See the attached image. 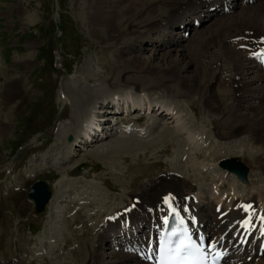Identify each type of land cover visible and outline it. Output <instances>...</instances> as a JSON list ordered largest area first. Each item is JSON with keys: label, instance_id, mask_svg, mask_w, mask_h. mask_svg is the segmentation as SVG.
Segmentation results:
<instances>
[{"label": "rangeland", "instance_id": "1", "mask_svg": "<svg viewBox=\"0 0 264 264\" xmlns=\"http://www.w3.org/2000/svg\"><path fill=\"white\" fill-rule=\"evenodd\" d=\"M263 1L255 3L262 4ZM119 5L120 0H0V119L8 123V129L0 131V264L79 262L77 261L79 252L76 250L78 242H74V235H79L83 229H90L93 226L96 218L94 216L100 210L99 207H106L105 211H101L103 214L100 212L102 215L98 221H101L107 213L109 214V207L124 205L123 203L128 200L127 193L130 189L127 187L130 179L125 181L122 176L124 169L133 164L139 154L141 155L143 146L136 149L115 148L113 152L103 156L95 155L93 152L95 149L107 148L103 146L104 143L115 138L117 127L123 128L121 123L113 126L112 122L125 116L124 113L112 115L106 112L112 109L109 104L106 107L104 104L103 108L99 109L98 107L102 106L101 102L117 91H132L130 84L122 83L121 76L116 84H111V74L104 71L113 66L120 69L119 61L124 57L122 49L125 52L128 48L122 47L119 42L118 45L115 38L109 39L103 22H99V19L107 18L109 12ZM240 9L237 7L231 12L219 14L209 20L205 18L186 38L182 36V31L177 30L178 26L164 30V34L168 32L167 35L170 34L173 38L182 37L175 50L170 51V55L174 58L179 55L176 49H182L187 44L190 46L197 37L194 32L197 31L201 37L218 21L215 19H229L232 14H239ZM191 20L192 17L189 19L190 24ZM135 24H132L133 28L139 25L138 22ZM162 34L155 31L150 40L132 41L131 44L138 55L150 57L151 50H155V45L162 38ZM126 38L125 36L122 39ZM186 53L183 60L185 62L191 60L194 63L191 62L190 67L182 73L184 77L192 72L196 65V57L191 50ZM163 54H166L165 49L162 52L156 50V63L164 64L167 61L168 55ZM251 63L249 61L248 65ZM122 73H125L122 75L126 78H135L139 74L136 70ZM12 78H17L18 92L8 100L3 93ZM143 85L145 86L142 83V87ZM150 95L154 99L166 100L163 101L165 104L170 100L178 102L179 110L177 108L175 110L179 111V121L175 119L172 123L170 121L164 125L165 116L148 118L143 122L145 125L148 124L147 126L152 123L150 120L157 121L153 128L149 126L145 130V133H149L148 136L161 126L173 130L180 123L187 126L176 129L182 132L181 140L189 141L190 137L195 136L190 142L192 150H188L186 145L185 154L181 157L177 158L174 155L175 146L170 148V153L160 156L157 150H151L142 160L145 164L157 161L160 163L157 172L168 170L172 166L181 168L175 170L176 176L189 185H194L196 197L202 203L210 198L215 202L219 201V196L232 193V186L237 189L238 196L244 193L249 184L256 183L254 186L257 188H264V178L258 175L259 164L247 158L256 151L251 147L249 136L241 135L239 139L220 144L219 156L212 162L202 158L196 160L193 152L199 150L208 156L217 143L210 124L211 114L204 112L194 94H190L189 98L198 111L199 118L196 119L184 99L173 98L159 90L150 91ZM92 108L101 111L100 116L93 119H96L94 121L97 124L99 122L106 124L103 129L107 137L94 144L83 145L85 148L78 142L74 154L70 153L72 143H66L67 138L72 135L77 139L78 131L91 114ZM135 115L137 114L131 116ZM162 122L163 125L160 124ZM148 136L145 134L139 138L147 143L151 138ZM166 138L168 139L166 141L171 143L176 141V138L173 140L170 136ZM156 142L148 144L153 145ZM159 146L158 143L157 147ZM68 153L69 155H66ZM187 156H192L193 159L189 157L190 159L186 161ZM223 157H234L247 166L245 183H239L234 176L233 179L231 174L222 171L219 160ZM191 159L194 161L193 164ZM66 169H72L73 176L66 175ZM145 172L151 173L150 169ZM192 172L198 173L200 177L193 180L187 175ZM145 179L141 180L139 184L141 186H138L136 191L143 189L147 181ZM38 180H43L49 185L52 197L54 196L56 200L52 203L54 205L48 203L47 209L40 213L35 212L33 202L27 196L28 188ZM220 182L221 188L218 194H215L213 185ZM98 192L101 196L103 194L107 196L101 198L103 204L100 205L94 203L98 202L96 200V197L99 198L96 195ZM122 199L123 202L120 203ZM77 212L91 214L93 219L92 217L74 219L73 217L78 215ZM87 237L91 238L92 235L89 234ZM100 244L97 246L98 251L106 253L110 251Z\"/></svg>", "mask_w": 264, "mask_h": 264}, {"label": "bare ground", "instance_id": "2", "mask_svg": "<svg viewBox=\"0 0 264 264\" xmlns=\"http://www.w3.org/2000/svg\"><path fill=\"white\" fill-rule=\"evenodd\" d=\"M226 1L120 0V5L116 6L115 9L113 8L114 10L112 9V11L109 10V14L107 13L108 17L99 19V22H103L109 39L115 38L117 44L119 42L120 45H123L122 47L128 48L125 52L122 49L124 57L121 56L122 60L119 61L121 63L120 69L113 66L106 68L104 71L111 74V84H116L119 76H121L122 83L124 85L130 84L132 90L135 92L150 93L152 90H159L166 92L173 98L184 99L195 119L199 118L198 111L194 107L193 102L191 103L189 95H196L197 102L203 107L204 112L211 114L209 115L212 117L210 124L212 125L217 143L216 145L214 144L215 148L211 149L208 156L203 155L199 150L193 152L192 154L195 159L202 158L212 162L219 156L218 149L221 148L220 144H224L229 140L239 139L241 135H247L249 136L248 139L250 140L251 147L256 150L253 155L250 154L247 158L255 160L259 164L257 166L258 175L264 178V3L258 4V2L252 4L250 7L239 4L231 8L233 11V9L240 7V13L232 14V17L229 19H215L218 21L209 27L208 32L201 35V37L195 30L196 33L194 32V35L196 34L197 37L194 38L193 43L190 46L189 44L185 47L182 46V49H176L179 55L174 58L170 55V51L175 50V46L182 39L178 36L173 38L170 34L168 36V32L164 34V30L180 26V28H183V31L187 32L188 37L191 30H193L192 22L194 16L196 19L201 18V22H203L205 18L209 20L210 18L219 16V14L224 15V12L220 13V10L222 3ZM190 17H192L191 24L189 21ZM134 21L138 22L139 25L137 26H140V29L138 27L133 28L132 24H137ZM155 31L162 32L163 34L160 41L155 45V50H151L152 55L150 57L138 55L131 42L150 40L152 33ZM125 36L127 37L126 40L122 39ZM151 41L153 44L154 39ZM147 49L150 48L147 47ZM164 49L168 55L166 57L167 61L164 64L156 63V50L162 52ZM188 50H191L196 57V65L195 69L184 77L182 73L190 67L189 64L192 62L188 59V62L183 60ZM250 59H253L255 64L248 65ZM127 70H136L139 74L135 78L123 77L124 75L122 74L125 73L122 72H128ZM16 81L17 78H12L5 87L3 94L8 100L18 92ZM142 83L145 86L143 85L142 87ZM124 91L126 90L113 93L107 100H103V103L101 102L102 106L98 108L102 109L104 104H106V107L108 102L110 103V101L114 100L112 98L114 94L120 93L122 95ZM121 98L125 99V96ZM177 103L170 100L166 104L159 102L162 105L156 106L158 105V101H154L153 107L158 112L157 117L164 118L165 116V120H163L164 125L170 123V121L172 123L175 119L179 121ZM114 104L118 105L117 102H114ZM94 107L96 108V106ZM110 107L112 108L111 111L107 112H112V110L116 109L115 106ZM175 108L178 110H175ZM130 114L127 113L121 121L133 124L130 122L138 118L137 120L140 122V125L144 127L145 124L143 122L148 118H142L140 115L131 116ZM96 119H90L91 125L89 128L93 132V126L99 125L95 123L94 120ZM150 121L152 123L149 126L153 128L157 121ZM6 122L0 119V131L3 132L8 129V123ZM160 124L163 125V122ZM176 126L178 128L187 127L181 123ZM177 127L170 130L161 126L159 130L157 128L155 133L149 135L151 138L148 141L150 143L157 141L160 144L159 147H157V142L155 143L156 145H150L148 144L149 142L142 141L139 138L140 135L116 132L117 135H115L112 141L104 143L103 146L107 148L104 149L102 147L101 149L93 150L95 155L103 156L113 152L115 148L136 149L143 146L144 152L142 151L143 153L141 152V155H138L136 161L124 169L122 179L125 181L130 179L128 181L130 182L129 187H127L130 189L127 193L128 200L123 203L124 205L120 204L121 206L109 207V214L107 213L106 217L104 216L105 218L101 221H98V219L104 213L101 211L106 207H99L100 210L94 216L97 219L95 218V222H92L93 228L90 225V229H83L81 234L74 235V242H78L76 250L79 252V260H77L79 262L74 261L73 264H150L141 260L130 245L126 247L121 246L120 240H117L116 246L121 251L116 253L112 250L107 253L98 251L97 246L110 237V234L116 232H120L117 235L118 238L123 237L125 241H135L137 244L141 242L144 238V231L148 232L151 226L160 227L167 216L165 197L172 200L176 210H180L185 214L188 223L205 225L206 232L213 234L211 235V243L217 242L218 245L223 246L224 249L226 248L233 254L234 260H226L220 264H264V250L261 254L259 252L261 245H264V235L261 234L262 229H264V188H257L254 186L256 183L254 185L249 184V186L246 185L248 186L246 189L244 188V193L242 192L243 194L238 196V193H236L237 189L235 186H232V193L220 197V203L216 204V202L210 201L208 204H203L198 200H194V185H189L186 181L176 176L175 170L179 167L172 166L168 170L157 172L160 163L154 161L145 164L142 161L146 158V153L151 150H157L158 156H160L170 153V148L172 149L175 146L173 153L178 158L185 154L186 145L188 150L191 149L190 142L191 139H194V133V136L190 137L189 141L181 140L182 132L177 131ZM84 134L86 135V132ZM166 136H170L173 140L176 138V141L172 143L166 141L168 140ZM73 141H67L66 143L70 144ZM96 142L97 140L94 143ZM188 152L191 153L192 151ZM225 153L228 152L225 151ZM66 155H69V153ZM192 156L189 157L192 158ZM189 157H186V161L190 159ZM148 169L151 171L149 174L145 172ZM65 172L66 175L73 176L72 169H66ZM228 174L230 175V173ZM187 175L193 178V180L200 177L198 173L193 172ZM231 176L234 179V175L231 174ZM143 178L147 179L143 189L136 191ZM221 183L213 186L215 194H218ZM96 195L99 198L96 197L98 202L94 203L98 205L103 204V199L101 200V198L107 196L104 194L101 196L100 192ZM54 201L56 200L53 196L49 201V205H54L52 204ZM119 202H123V199ZM84 214L78 213L73 218L81 217L82 219L87 217L90 219L92 217L93 219L91 214ZM84 225L86 226V224ZM123 232H126V234H122ZM131 232L133 234H130ZM89 234L92 235L91 238L87 237ZM130 251L133 252L130 254L128 253Z\"/></svg>", "mask_w": 264, "mask_h": 264}, {"label": "water", "instance_id": "3", "mask_svg": "<svg viewBox=\"0 0 264 264\" xmlns=\"http://www.w3.org/2000/svg\"><path fill=\"white\" fill-rule=\"evenodd\" d=\"M220 166L228 172L235 174L240 181H246L248 168L242 162L234 158L223 159L220 162ZM28 196L34 200L35 210L40 212L44 209V205L48 202L50 191L45 182L38 181L28 190Z\"/></svg>", "mask_w": 264, "mask_h": 264}, {"label": "snow or ice", "instance_id": "4", "mask_svg": "<svg viewBox=\"0 0 264 264\" xmlns=\"http://www.w3.org/2000/svg\"><path fill=\"white\" fill-rule=\"evenodd\" d=\"M168 199H169L168 197H165L166 201ZM213 247H214L213 245H209V248H213ZM220 255H221L220 253H215L214 256L211 259V264H216V261L219 259Z\"/></svg>", "mask_w": 264, "mask_h": 264}]
</instances>
